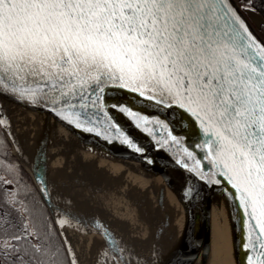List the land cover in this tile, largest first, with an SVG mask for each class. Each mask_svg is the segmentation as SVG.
I'll return each instance as SVG.
<instances>
[{"label": "snow or ice", "instance_id": "6c2138e0", "mask_svg": "<svg viewBox=\"0 0 264 264\" xmlns=\"http://www.w3.org/2000/svg\"><path fill=\"white\" fill-rule=\"evenodd\" d=\"M108 85L200 122L214 182L246 217L248 264H264V43L230 0H0V94L52 103L80 128Z\"/></svg>", "mask_w": 264, "mask_h": 264}, {"label": "water", "instance_id": "95a60500", "mask_svg": "<svg viewBox=\"0 0 264 264\" xmlns=\"http://www.w3.org/2000/svg\"><path fill=\"white\" fill-rule=\"evenodd\" d=\"M230 3L250 33L264 43L260 14L243 7L239 0ZM93 100L95 104H90L88 109H78L86 120L82 118V126L77 128L74 118H63L66 112L59 106L54 108L49 102L33 103L19 96L0 94V121L8 119L11 107L33 114L23 144L26 163L15 151L3 122L0 127L12 146V153L30 173L48 207L70 264L74 261L72 248L52 214L53 205L88 215L97 222L86 264H206V251L194 219L208 232L218 235L229 264H248L244 247L249 240L246 217L233 199L231 186L214 182L219 169L210 163L200 122L178 106L157 104L112 85L97 93ZM114 106H127L134 115L129 116ZM56 125L102 143L114 156L129 160L130 166L123 174L125 196L140 212L142 234L133 236L127 231L108 187L99 190L107 186L104 181L90 179L86 190L80 187L83 179L80 184L76 181L81 174L79 170L57 174L49 146ZM164 141L178 145L180 163L176 165L180 183L174 184L166 177L167 170L155 147ZM59 181L75 182L79 188L76 192L57 190L53 183ZM252 239L255 240V235Z\"/></svg>", "mask_w": 264, "mask_h": 264}, {"label": "bare ground", "instance_id": "6f19581e", "mask_svg": "<svg viewBox=\"0 0 264 264\" xmlns=\"http://www.w3.org/2000/svg\"><path fill=\"white\" fill-rule=\"evenodd\" d=\"M2 122L7 134L15 144V151L26 163L23 144L25 134H28V129L33 123V114L20 107H11L8 119ZM49 146L54 161L53 167L57 169V174L63 175L66 170H79L81 174L76 181L80 184L83 179L80 187L86 190L88 180L104 181L107 186L99 188V190L105 191L108 187L114 198V207L121 215V221L127 227V231L133 236L143 233L140 212L131 206L130 201L125 196L127 195L126 182L123 174L130 166L127 158L124 159L120 155L114 156L108 146L68 132L62 125L55 126V131L49 140ZM155 147L164 168L167 170V179H170L174 184L180 183L177 171V165L180 163L177 143L164 141L157 143ZM71 183L64 184L59 181L53 184L57 190L65 189L67 192H76L75 190L79 186L75 182ZM141 186H145L143 179ZM51 211L65 241L72 248L75 264H86L91 248L92 231H95L97 222L88 215L76 213L60 206H51ZM194 224L206 251V264H229L218 235L215 232H208L195 219Z\"/></svg>", "mask_w": 264, "mask_h": 264}, {"label": "trees", "instance_id": "16d2710c", "mask_svg": "<svg viewBox=\"0 0 264 264\" xmlns=\"http://www.w3.org/2000/svg\"><path fill=\"white\" fill-rule=\"evenodd\" d=\"M241 2L244 7H252L260 14L263 21L262 31L264 33V0H251L250 5L246 3V0H242ZM8 152H10L9 149ZM10 156L12 158L13 163H16L17 167L19 166V172L15 169V171L17 172V175L16 172L15 175L16 179L18 178L17 182L20 186L21 191L18 192L17 189L12 190L11 188H4L6 202L10 204L15 211L14 215L12 213V209L5 210L4 214L0 215V247L2 249H5L7 252V250L9 251L8 244L12 243V241L10 240L12 236L19 235L18 232H20L21 235L23 230L27 231V228H38L42 229V236H44L48 245H51L50 248H52L53 246L47 239V235L55 246L59 248L61 247L64 250L65 254H61V264H69L67 253L53 223L48 208L46 207V205L43 204V200L42 204L41 202H36V199L41 200L42 198L32 180V177L17 162L16 158L11 153ZM21 172L24 174V176L18 177ZM25 205L27 213L25 211ZM50 225L52 226L51 229ZM11 251L13 250L11 249Z\"/></svg>", "mask_w": 264, "mask_h": 264}, {"label": "flooded vegetation", "instance_id": "af4514ba", "mask_svg": "<svg viewBox=\"0 0 264 264\" xmlns=\"http://www.w3.org/2000/svg\"><path fill=\"white\" fill-rule=\"evenodd\" d=\"M8 149L9 143L0 130V215L4 214L5 210L11 209L14 215L15 211L14 208L6 202L4 188H11L12 190L17 189L18 192L21 191L20 186L17 182L18 178L16 179V171H18L19 166L17 167L16 163H13ZM21 176H24L22 172L18 175V177ZM37 201L41 202V204L43 203L42 199H36V202ZM25 211L27 213V209ZM51 228L52 226L50 225V229ZM18 233L20 235V232ZM21 236H24L25 239L18 242L16 250L11 251V249L9 248V251L7 250L6 252L5 249H2L0 247V264H37L38 257L34 252V245L42 246L47 253L46 256L40 257V259H43L45 261V264H61V254H65L64 250L61 247L59 248L55 246L47 235V239L53 246L52 248H50L51 245H48L46 239L44 238V236H42V229L27 228V231L23 230Z\"/></svg>", "mask_w": 264, "mask_h": 264}]
</instances>
